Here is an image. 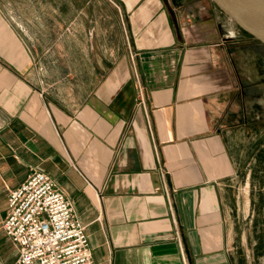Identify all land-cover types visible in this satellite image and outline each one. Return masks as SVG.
I'll return each mask as SVG.
<instances>
[{
  "label": "crops",
  "instance_id": "0c3cea01",
  "mask_svg": "<svg viewBox=\"0 0 264 264\" xmlns=\"http://www.w3.org/2000/svg\"><path fill=\"white\" fill-rule=\"evenodd\" d=\"M201 3L0 0L2 229L10 192L39 171L97 264H253L262 106L239 77L248 40Z\"/></svg>",
  "mask_w": 264,
  "mask_h": 264
},
{
  "label": "built area",
  "instance_id": "2783aa9c",
  "mask_svg": "<svg viewBox=\"0 0 264 264\" xmlns=\"http://www.w3.org/2000/svg\"><path fill=\"white\" fill-rule=\"evenodd\" d=\"M3 230L17 248L13 264H97L86 226L46 173L10 192Z\"/></svg>",
  "mask_w": 264,
  "mask_h": 264
},
{
  "label": "rangeland",
  "instance_id": "374dc122",
  "mask_svg": "<svg viewBox=\"0 0 264 264\" xmlns=\"http://www.w3.org/2000/svg\"><path fill=\"white\" fill-rule=\"evenodd\" d=\"M199 2L212 5V0H199ZM199 5H202V3ZM231 26H236V24L231 21ZM239 36L245 37L248 40L246 43H240V51L244 53H240L241 55L237 53L241 62V64H239V77L241 82H245L243 89L247 99V106L250 110L253 106V102H255L257 106L260 104V106H262V115L264 118V45L259 43L258 40L244 34L242 31L239 33ZM262 163L261 166L257 165L250 167V169L256 167L257 170H252V173L256 171L257 177L248 180L247 187L245 188L246 194L248 195V207H250L251 210L248 214V219L252 220V224L257 222V226H260V229H257V233H254V230L251 229L250 236L257 237V239L260 236L263 241L261 247L258 243L250 247L249 259L253 264L256 262V256L254 254V252L256 253L255 249L260 247L258 250L259 257L263 256L264 253V150ZM260 176L263 179H260ZM16 258L17 248L5 236L0 224V264H13ZM262 264H264V261H262Z\"/></svg>",
  "mask_w": 264,
  "mask_h": 264
},
{
  "label": "water",
  "instance_id": "95a60500",
  "mask_svg": "<svg viewBox=\"0 0 264 264\" xmlns=\"http://www.w3.org/2000/svg\"><path fill=\"white\" fill-rule=\"evenodd\" d=\"M236 26L264 45V0H212Z\"/></svg>",
  "mask_w": 264,
  "mask_h": 264
},
{
  "label": "trees",
  "instance_id": "16d2710c",
  "mask_svg": "<svg viewBox=\"0 0 264 264\" xmlns=\"http://www.w3.org/2000/svg\"><path fill=\"white\" fill-rule=\"evenodd\" d=\"M244 34L248 35L249 37L254 38L252 35L248 34L247 32H245L244 30H241ZM259 42V41H258ZM260 43V42H259Z\"/></svg>",
  "mask_w": 264,
  "mask_h": 264
}]
</instances>
